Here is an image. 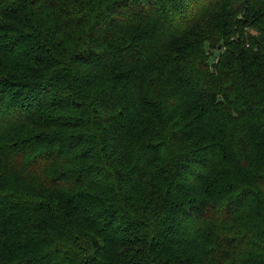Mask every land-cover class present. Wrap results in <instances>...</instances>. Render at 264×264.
I'll return each instance as SVG.
<instances>
[{"label":"trees","instance_id":"16d2710c","mask_svg":"<svg viewBox=\"0 0 264 264\" xmlns=\"http://www.w3.org/2000/svg\"><path fill=\"white\" fill-rule=\"evenodd\" d=\"M0 264H264V0H0Z\"/></svg>","mask_w":264,"mask_h":264}]
</instances>
